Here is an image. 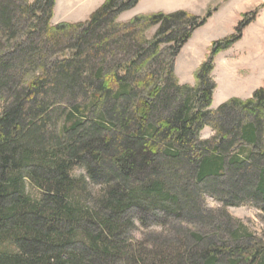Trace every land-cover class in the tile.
<instances>
[{"label": "trees", "instance_id": "trees-1", "mask_svg": "<svg viewBox=\"0 0 264 264\" xmlns=\"http://www.w3.org/2000/svg\"><path fill=\"white\" fill-rule=\"evenodd\" d=\"M139 1L52 25L55 0H0V264H264V241L224 210L264 212V82L210 110L215 58L263 5L190 88L175 62L213 12L117 22Z\"/></svg>", "mask_w": 264, "mask_h": 264}, {"label": "rangeland", "instance_id": "rangeland-1", "mask_svg": "<svg viewBox=\"0 0 264 264\" xmlns=\"http://www.w3.org/2000/svg\"><path fill=\"white\" fill-rule=\"evenodd\" d=\"M28 1L30 4L34 2V0ZM104 1L105 0H55L54 16L51 24H74L84 22L92 12L104 3ZM180 2L181 0H140L134 9L120 15L117 22L125 23L138 15L155 13L159 10L161 12V10H166L169 7L180 5ZM261 4H263L264 8V0H230L220 12H216L218 8L217 5L213 8L199 11L197 16L200 18L204 17L210 11L213 13L210 17L211 19L209 18L210 20L208 19L205 25L194 31L192 37L181 49L176 59L174 77L178 86L196 87L195 73L205 60L211 44L233 35L234 29L241 19V15L253 12L259 8ZM262 26H264L263 13L260 22L251 27L248 26L249 28L243 33L242 39L237 42L235 46L233 45L234 48L229 53V55L237 56V65H247L246 69L249 71V75L247 76V71L241 66V69H239V76L245 78L243 84L246 85L249 90L255 85L259 77L264 74V27ZM154 32L155 29H152L147 33V38L149 40L154 35ZM219 64L220 63L217 64L216 70V72H218L216 77L219 90L215 99L216 105L214 104L212 109L210 108L212 111L216 110L227 101L224 100L223 103L217 104L218 100H221L224 95H227L228 92L233 91L235 88L238 89V87L228 82L223 67L222 65L219 66ZM233 64L236 66V63ZM214 136L215 133L209 127H204L199 133V138L201 140H210ZM71 176L75 179H79L85 176V172L82 169H76ZM87 190L91 194H96L98 192V187L87 182ZM205 204L206 207L212 211L222 210L223 208L220 203L208 196L205 197ZM224 210H226L227 214L232 219V226L237 227L236 223L240 222L247 230L248 234L264 241V212H260L247 204L237 207H227ZM134 236L139 238V232H135Z\"/></svg>", "mask_w": 264, "mask_h": 264}, {"label": "crops", "instance_id": "crops-1", "mask_svg": "<svg viewBox=\"0 0 264 264\" xmlns=\"http://www.w3.org/2000/svg\"><path fill=\"white\" fill-rule=\"evenodd\" d=\"M229 2H230V0H228V1L227 0L226 1H224V0H181L180 5L169 7L166 10H161V12H163V13H172V12H177V11H183V12H186V13H188L190 15L198 17L197 14H198L199 11H203L204 9L207 10L209 8H213V7H215V5L218 6V8L216 9L217 10L216 12H220L226 6V4H228ZM156 12H160V10L156 11ZM262 13L264 14V8L261 10V12H260L259 16L257 17V19L255 20V22H253L251 25H249V27H251L253 25H256V24H258V22H260ZM249 27H247L243 31V33ZM262 27H264V26H262ZM234 46L231 49L218 54L217 57L215 58L214 70H213V73H212V79L215 82L216 88H215V90L213 92V96H212L211 109H212L214 104L216 105L215 99H216L217 92L219 90L217 77H216V74H218V72H216L218 63H220L219 66L222 65L224 73H225V76L227 77L228 82L232 83L235 87H238V89L235 88L233 91L228 92L227 95H224V97H222L221 100H218L217 104H219L221 102L223 103L224 100L228 101L229 99H232V98H237V99H240V100H247V99H249L252 96V94H253V92L255 90H257V89H259V88H261L263 86L264 74H262L259 77L258 81H256L255 85L251 88V90H249L246 87V85L243 84V80L245 78H241L239 76L240 75V70L239 69H241L240 67L242 66L247 71L246 72L247 76L249 75V71L246 69L247 65H240V64L237 65V61H238L236 59L237 56L229 55V53L232 51ZM234 59H236V60H234ZM233 63H236V66Z\"/></svg>", "mask_w": 264, "mask_h": 264}]
</instances>
